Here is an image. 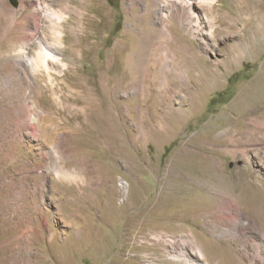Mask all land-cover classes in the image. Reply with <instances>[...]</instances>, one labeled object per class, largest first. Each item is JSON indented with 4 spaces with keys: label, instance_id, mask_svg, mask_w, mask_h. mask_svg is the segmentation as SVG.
Instances as JSON below:
<instances>
[{
    "label": "rangeland",
    "instance_id": "374dc122",
    "mask_svg": "<svg viewBox=\"0 0 264 264\" xmlns=\"http://www.w3.org/2000/svg\"><path fill=\"white\" fill-rule=\"evenodd\" d=\"M22 1L0 0V264H206L198 247L212 262L248 264L252 242L221 235L234 227V215L205 207L214 199L235 206L232 191L262 238L264 35L254 40L243 25L259 22L260 12L264 18V0H214L212 15L210 0H195L210 19L207 30L214 28L209 47L175 20L179 43L166 40L170 55H197L193 83L178 80L192 89L188 105L164 97L162 66L154 65L172 0H88L100 23L85 37L65 24L67 48H76L57 52L77 70L65 83L69 69L58 67L54 86L43 67H28L26 84L5 67L23 49L36 56L14 25ZM144 85L151 88L146 98ZM83 100L90 110L99 102L101 118L115 124L112 144L105 131L98 138L64 128L60 111L68 110L65 121ZM48 118L51 145L40 133ZM245 126L250 132L242 133Z\"/></svg>",
    "mask_w": 264,
    "mask_h": 264
},
{
    "label": "bare ground",
    "instance_id": "6f19581e",
    "mask_svg": "<svg viewBox=\"0 0 264 264\" xmlns=\"http://www.w3.org/2000/svg\"><path fill=\"white\" fill-rule=\"evenodd\" d=\"M210 1L212 2V4L211 6L209 5L211 8L209 13L210 15H212L214 13V7L212 5L215 1ZM28 3H30V0L22 1L23 8L21 14L17 15L14 11H12V13L18 18L17 22L14 21V25L16 24L17 26H19V36L21 37L24 45L26 47H30V50L36 51V56L35 58L29 56L28 52L23 49L18 53L17 57L13 61H8L5 64V67L11 68L12 71L21 78L23 84H26V81L22 79V76L25 79V77L27 76L28 67H43L50 79V83L52 86H54L52 81L54 77L53 72L59 73L57 68L62 67L65 69H69V71L63 77L64 82H70L69 80H67V76L69 73H73V71L76 72L77 69L72 68L75 63L72 62V60L70 59L71 57H69L68 54H59L57 52L58 50L63 51L66 49L71 51L76 48L73 46L69 49L67 48L69 47V45L66 43V39L70 34V29L66 27L65 24H71V27L77 28L78 30L82 29V31L85 32L83 35L85 37L91 34V31L89 32V30H91L93 27H96L97 24L100 23L99 19H97L96 16H91L90 11L86 8L88 0H35V5H28ZM64 3H66L65 6H63ZM57 7H59V9H57ZM29 8H32L33 11L26 14V11ZM170 10V14L165 15V18L169 20L172 24L168 26L169 29L166 27L168 30L166 28H162V32L166 33L165 41H162L158 44V46L154 47L153 52L157 55V57L155 63L154 61L153 63L156 68L160 65L162 66L161 71L163 76L162 86L164 88V97L171 98L175 96L180 100V104L188 105L189 101L192 100V89L188 90L184 87L179 88L178 80L184 79L189 84L193 83V78L191 77V75L193 74L195 69L194 61L197 55L193 49H190L188 52L190 58H186L184 56L181 59L178 54L175 56H171L166 40H171L175 41L176 43H179V41L176 40V38L172 35L171 32L175 20H178L180 23L182 21L183 26L190 34L193 35V37H201L209 47V35H207V32L212 33L214 28L209 29V31L207 30V24L209 23L210 19L207 15H204L203 18L199 15L196 9L195 0H172ZM260 13L257 14L259 17V22H248L247 25H243L244 29L246 30V33L252 35L254 40L261 38L264 35V18L263 14ZM214 16L211 20L216 21V18ZM236 21L233 25H238L241 20L239 22ZM244 21L245 20H242V22ZM214 25L217 24L214 23ZM158 27L159 26H157V28ZM78 30H76L75 32L79 33ZM157 30L159 31V28ZM142 44L146 47L147 43L146 41H144L142 42ZM143 45L141 47H143ZM238 49L243 50V43L238 46ZM238 57H240V55H237L236 58ZM230 58L231 57L228 56L225 58L224 61L228 62ZM236 58H234L233 60H236ZM138 62L140 65H144L143 60L139 59ZM201 68L204 69L203 66ZM108 70V73L111 74L112 65H109ZM198 71L200 75V70ZM217 72L218 71L215 70L216 76L218 75ZM100 75L108 74L105 71L102 72ZM146 75L147 74H144V76ZM169 75L172 77V80L168 79ZM213 80L214 81L212 83L217 84L215 78H213ZM27 84L29 89L32 90L33 87L31 83L27 82ZM148 91L151 92V88L147 85L145 87L144 85L142 89L139 90V93L142 95V97L146 98V93ZM115 93L116 91L114 90V94ZM182 93H185V95L183 96ZM249 97L250 95L244 96V98L246 99L245 101H248ZM259 97L260 99H262L264 105V93L259 92ZM24 100L27 104H29V99ZM84 105V100L83 103L76 104L77 111L72 116L66 118L65 121L63 120V116L67 114L68 110L65 109L60 111L64 128L72 132L74 135H79L80 133H87L85 135H88L91 131H95L98 138H100V135L103 133V131H105L107 133V142L109 144H112L113 141L117 139V136L114 134L115 124H108L107 122H105V120L101 118L102 113L100 111L99 102H96V105H94L92 110L88 109L87 107H84ZM89 110L91 111L90 113ZM240 115L243 119L244 112H242V114ZM241 117L236 118V121L238 123V119H241ZM53 124V118H48L45 121L44 127H42L40 130L41 137H47V145H51L52 143H54V141L50 138V128ZM75 126L76 128H74ZM250 130L251 129L249 126H245L242 133L250 132ZM261 131L263 133V136L261 139H259V143L264 145V125L261 127ZM235 132L242 134L238 132V130H236ZM228 134H231V130L227 132V135ZM64 140H67L66 137H64ZM83 161L87 163L86 160ZM225 190L226 188L222 187V191L217 189V192H225ZM217 195H221V193H217ZM234 196L235 195L231 191V198L235 199V206H232L229 202L224 203L221 202L219 199H214V202H212V206L208 205L205 208L207 210V208L209 207L210 209L208 211H210L209 213L211 214H221L225 211V213L229 212L230 216L234 215L232 219L234 227L230 230L227 229L222 231L221 235L226 237L231 234L232 239H239L241 236L247 238L246 240L251 241V245L253 246L248 247V249L246 248V251L244 250V257L248 259V264H264V234L262 235V238H260V240L252 234L253 228L255 229L254 221L252 219L248 220V218H245V220L243 219L242 212L240 211L244 210L242 209L243 206L240 204V201L237 200ZM198 250L203 256V258L206 260V264H221L220 262H212L211 258L206 254L203 247H198ZM183 257L185 258V261L189 262V259L185 255H182L181 258Z\"/></svg>",
    "mask_w": 264,
    "mask_h": 264
}]
</instances>
